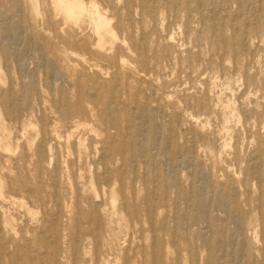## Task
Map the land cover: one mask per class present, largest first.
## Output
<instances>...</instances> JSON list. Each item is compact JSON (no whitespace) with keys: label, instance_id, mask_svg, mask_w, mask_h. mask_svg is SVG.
I'll return each mask as SVG.
<instances>
[{"label":"rangeland","instance_id":"obj_1","mask_svg":"<svg viewBox=\"0 0 264 264\" xmlns=\"http://www.w3.org/2000/svg\"><path fill=\"white\" fill-rule=\"evenodd\" d=\"M81 1L0 0V264H264V0Z\"/></svg>","mask_w":264,"mask_h":264},{"label":"bare ground","instance_id":"obj_2","mask_svg":"<svg viewBox=\"0 0 264 264\" xmlns=\"http://www.w3.org/2000/svg\"><path fill=\"white\" fill-rule=\"evenodd\" d=\"M57 3V6L59 8V11L62 12L64 14V16L69 19V20H73V21H77L78 18L87 15V17H89L90 22L93 24L94 26V32L99 35H107L110 33L109 31V22L108 20L99 13L98 10H96L94 8V6L92 5V3L90 5L91 6V11L88 13L85 4L83 1L81 0H55ZM133 0H127V2H132ZM243 1V0H242ZM248 2V0H247ZM18 23V22H17ZM51 60V59H50ZM52 61V60H51ZM45 65V64H44ZM52 65H54L52 63ZM56 69V67H55ZM57 70H59L57 68ZM56 70V71H57ZM54 71V69H53ZM48 72V71H47ZM60 72V71H59ZM62 73V72H61ZM51 74V71H50ZM49 75V72H48ZM63 75V74H62ZM51 76V75H50ZM52 77V76H51ZM66 76L64 75V78ZM75 79V78H74ZM67 82V81H66ZM64 83V82H63ZM69 83V82H67ZM67 85V84H66ZM70 85V84H68ZM88 108V107H87ZM162 110V109H161ZM165 112V110H162ZM166 115V114H165ZM168 115V114H167ZM170 116V115H169ZM137 118H139L137 116ZM169 121V120H168ZM143 122V121H142ZM26 123V122H25ZM159 126V125H158ZM154 130V129H153ZM158 137V136H157ZM79 140V139H78ZM166 142V141H165ZM168 144V143H167ZM155 147V146H154ZM152 148V147H151ZM163 150V149H162ZM146 151V150H145ZM154 151V150H153ZM199 152V151H198ZM257 168V166H256ZM176 176V175H175ZM204 179V178H203ZM151 191V190H149ZM211 191V190H210ZM206 192V191H205ZM153 195V194H152ZM209 195V194H208ZM113 196V195H112ZM205 196V195H204ZM210 197V196H209ZM213 197V195H212ZM204 198V197H203ZM221 198V197H220ZM113 199V198H112ZM213 199V198H212ZM204 201V200H203ZM212 201V200H211ZM212 204V203H211ZM154 206V204H153ZM207 208V207H206ZM210 209V208H209ZM209 210H206V212L208 213ZM208 215V214H207ZM208 217V216H207ZM206 217V218H207ZM127 223V222H126ZM209 223V222H208ZM116 225V224H115ZM127 227V226H126ZM194 229V228H193ZM232 232V231H231ZM172 233V232H171ZM177 236V235H176ZM206 237V236H205ZM211 242V241H210ZM171 243V242H170ZM217 243V242H216ZM221 243V241H220ZM211 245V244H210ZM226 246V245H225ZM217 248V247H216ZM226 249V248H225ZM195 253V252H194ZM86 255V254H85ZM90 256V255H89ZM239 258V257H238ZM224 259V256H223ZM201 260V259H200Z\"/></svg>","mask_w":264,"mask_h":264}]
</instances>
